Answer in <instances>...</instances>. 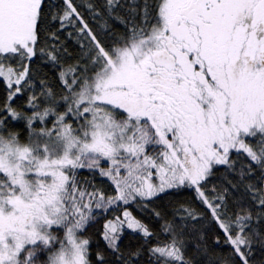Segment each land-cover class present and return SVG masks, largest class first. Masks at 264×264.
<instances>
[{
  "label": "snow or ice",
  "instance_id": "obj_1",
  "mask_svg": "<svg viewBox=\"0 0 264 264\" xmlns=\"http://www.w3.org/2000/svg\"><path fill=\"white\" fill-rule=\"evenodd\" d=\"M81 6L105 36L109 21L125 34L107 43ZM75 24L81 51L65 67L60 33ZM35 58L60 69L59 93L33 78ZM0 82V264H132L129 230L155 237L147 264H264V0H0ZM28 92L30 115L13 107ZM234 154L248 161L238 172ZM220 166L238 177L231 201L228 188L206 191ZM181 189L203 212L153 211L164 239L130 210ZM206 215L227 257L208 246ZM101 217L93 260L84 233ZM129 255L139 264L142 250Z\"/></svg>",
  "mask_w": 264,
  "mask_h": 264
},
{
  "label": "trees",
  "instance_id": "obj_2",
  "mask_svg": "<svg viewBox=\"0 0 264 264\" xmlns=\"http://www.w3.org/2000/svg\"><path fill=\"white\" fill-rule=\"evenodd\" d=\"M89 2V0H74V3L77 5H83ZM91 2H95L97 6L102 3V0H91ZM125 0H122V3ZM78 10L81 12V15L84 19L88 22L89 26L93 29V31L97 32L102 39H104L107 43H111L114 39L119 38L120 36L125 34V28L120 23L109 21V25L111 31L108 32V35L105 36L104 32L100 29L99 25L102 21L93 20L90 13L88 12L86 7H79ZM120 15L128 18V13L121 9L119 10ZM79 28V24H75L74 26L70 25L67 27L65 31L60 33V43L63 44L67 48L68 55L62 58V62L64 63L65 67L69 64H74L76 62V58L78 57L81 49L80 44L78 42L77 36V29ZM71 33V35H69ZM15 67V65H13ZM60 69L56 66H53L46 62L42 58H35L34 62L31 64V72L33 74V78L39 82V80L44 79L50 86L54 85V91L59 93L61 90V86L57 79L58 73ZM31 92H28L24 95H18L13 101V107L17 109V111L21 112L22 114H31V110L27 108V99L28 95H31ZM36 94H39V89H36ZM7 97L6 92V85L3 82H0V107L3 106V103ZM59 100V95L56 97ZM63 111L61 107L59 109ZM13 125L14 131H19L23 136L27 135L25 123L23 120L20 121H13L11 122ZM233 160L237 161L236 169L237 172L241 164H247L248 161L244 155H233ZM103 167H107V164H104ZM81 181L87 179L88 181L93 182L96 187L103 189L108 195H114V192L110 188V184L106 178H101L98 174L93 175L89 173L87 170H82L81 175L79 176ZM238 177L230 172H228L224 166H220L214 176L209 179L208 187L206 191L211 192L212 188L215 187L217 190L223 191V189L228 188L229 190V199L230 201L237 197L239 193L235 192L230 184L231 181L233 184L237 183ZM252 183H256L257 180L253 179ZM240 192H243V187L241 186ZM189 206L192 209H195L198 212H203V206L195 199V193L190 190H177L173 191L170 194L163 197V199H158L155 201L154 204L149 206V210H145L139 206H132L130 210L133 213V216L137 219H140L144 224H146L153 233L159 236L160 239H164V235L161 233V226L165 223L164 219H158L155 215H153V211L160 212L165 215L167 220H171V213L176 211L179 205ZM119 214V213H116ZM103 218L99 219V222L94 224L93 226L89 227L86 232L84 233L85 237H89L93 240L91 248L93 250V260H95V251H96V243L95 241L99 239L98 230L102 228ZM200 226L203 227L206 233V240L208 246L210 248L215 249V255L217 256H224L227 257L229 255V250L227 247H223L220 249H216L213 241L215 236L219 232V229L216 227L215 224L211 222V218L209 216H205V218L200 222ZM156 243L155 237L153 238L152 242L145 245L144 239L142 235L133 234L130 230L126 231L121 242H120V249L121 252L124 253L126 257L132 264H135L134 258H132L129 253L135 252L137 249L142 250V255L138 258L139 264H147L148 261V248L152 247ZM101 247H103V243L101 242ZM105 254L108 255L107 251L105 250ZM189 256L194 255V251L190 248L188 252ZM109 261L111 262L114 258L108 255Z\"/></svg>",
  "mask_w": 264,
  "mask_h": 264
}]
</instances>
